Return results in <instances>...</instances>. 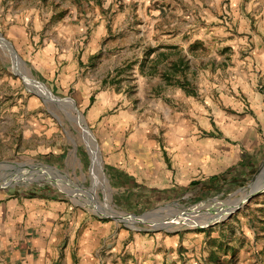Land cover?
Here are the masks:
<instances>
[{
  "label": "rangeland",
  "instance_id": "374dc122",
  "mask_svg": "<svg viewBox=\"0 0 264 264\" xmlns=\"http://www.w3.org/2000/svg\"><path fill=\"white\" fill-rule=\"evenodd\" d=\"M167 1L166 9L156 15L160 21L154 29L150 22L144 36L142 21L148 19L137 10L124 23L115 6L102 10L103 4L96 0H0V34L19 55L15 62L7 42H0V208L6 205V222L18 228V234L23 232L16 250L12 245L0 251V264H17L13 252L28 253L27 242L47 227L59 230V219L46 223L43 217L29 224L33 214L41 218L45 208L33 204L50 206L46 202L54 200L68 203L70 221L83 211L85 229L98 220L112 221L130 230L132 238L163 234L162 242L177 240L172 253L178 264H264V170L241 189L224 195L189 206L161 204L133 213L116 201L103 149L102 121L91 120L89 108L81 106L88 92L79 90L76 82L71 88L65 86L60 79L63 68L54 71L39 60L40 53L55 43V50L63 54L91 52L88 65L82 66L89 77L92 70H99L102 58L122 54L116 68L99 70L103 78L96 86L102 90L91 92L98 96L110 86L105 90L110 96H127L135 106L139 100L148 110L149 91L140 90L143 79L161 80L171 87L152 90L154 98L167 94L174 101L184 93L198 105L206 99L207 88L224 87L242 62L256 61L264 52V0ZM76 10L78 19L89 23L67 40L65 23H74ZM99 13L106 18V27L97 20ZM156 16L149 12V17ZM163 35L174 36L178 45H167ZM248 73L240 74L244 82L252 81ZM95 101L92 97V104ZM120 105L117 99L104 114H116ZM136 129L134 122L129 130ZM258 178L261 186L255 190ZM15 204L20 209L12 211ZM216 218L218 222L208 223ZM44 239L49 246L51 236Z\"/></svg>",
  "mask_w": 264,
  "mask_h": 264
},
{
  "label": "crops",
  "instance_id": "0c3cea01",
  "mask_svg": "<svg viewBox=\"0 0 264 264\" xmlns=\"http://www.w3.org/2000/svg\"><path fill=\"white\" fill-rule=\"evenodd\" d=\"M96 1L103 4L102 10L115 6L114 10L122 12L118 17L124 23L135 10L140 12V16L148 19L142 21L144 36L148 33L150 22L151 29L156 27L160 21L156 15L166 9L165 2H168ZM96 8L98 11L101 9L100 6ZM149 12L154 13L156 19L149 17ZM71 19L75 20L72 21L74 23H65L64 29L68 27V31H63L67 40L89 23L86 18L78 19L77 10ZM97 20L105 25L106 18L101 13ZM162 40L167 45H178V40L172 35H163ZM55 49L56 43L47 47L40 53L39 60L54 71L62 67L60 79L65 86L71 88L76 82L79 90L88 92L82 96L84 101L81 106L89 108L91 120L102 121L103 149L116 190V201L120 205L125 204L133 213L149 211L161 204L189 206L205 197L210 199L213 195H224L233 189H241L256 172L264 170V85H261V82L264 83V52L260 53L258 60L247 61L248 65L246 61L242 62L235 69L236 73L226 80V89L223 85L207 88L206 99L198 105L193 102L196 101L194 98L184 93H180L174 101L167 94L154 98L152 90L158 87L169 90L171 87L161 80L145 78L140 90L148 89L147 102L151 104L150 109L145 110L144 103L139 100L135 106L127 96L118 97L116 93L110 96L106 93L110 86L98 96L91 92L93 88L101 89L96 86L102 83L103 78L99 70L116 68L122 54L113 53L109 58H102V62L98 63L99 70H92L89 77H85L87 70L82 66L83 63L88 65L91 52L63 54ZM247 70L252 81L244 82L240 74ZM172 90L180 91L178 88ZM92 97L96 98L93 104ZM117 99L121 100V105L116 114L105 115L108 108L116 105ZM134 122L137 129L130 131ZM106 188L109 189L108 186ZM46 203L50 206L38 202L36 206L32 205L45 208L40 211L41 218L33 214L29 224L44 217L46 223L59 219L62 228L57 226L59 230L52 231L53 226L47 227L44 234L26 241L28 253L13 252L17 264H178L177 256L172 253L178 247L175 239L162 242L163 234L132 238L130 230H124L112 221L98 220L85 229L81 227L85 217L83 211L76 212L79 217L70 221L67 202L54 200ZM5 207L0 208V251L17 245L20 234H23L22 231L18 234V228L12 229L6 222ZM17 209L20 208L15 204L12 211ZM12 221L15 225V220ZM66 225L68 227L64 228ZM26 227L30 228L29 225ZM24 233L27 231L24 230ZM44 236H51L49 246L43 244ZM40 254L44 257H39Z\"/></svg>",
  "mask_w": 264,
  "mask_h": 264
},
{
  "label": "water",
  "instance_id": "95a60500",
  "mask_svg": "<svg viewBox=\"0 0 264 264\" xmlns=\"http://www.w3.org/2000/svg\"><path fill=\"white\" fill-rule=\"evenodd\" d=\"M0 40H1V41H5V42H7V44H8V49H9V51L11 52V55H12V57L14 58V60H15V62H16V59H15V58H16V57L19 58V55H18L17 52L15 51V49H14L12 43L9 42L8 40H6V38H4L2 34H0ZM72 107H74V109H75L77 112H79L78 109H77V107L75 106L74 102H72ZM79 113H80V112H79ZM80 114H81V113H80ZM260 184H261V179L258 178V179L256 180V182L254 183V189L257 190V189L261 186ZM236 207H238V204H237ZM236 207H235V208H236ZM232 214H233V212L230 213V215H232ZM216 222H218V219H217V218H216L215 220H213V221H209L208 223L213 224V223H216Z\"/></svg>",
  "mask_w": 264,
  "mask_h": 264
},
{
  "label": "bare ground",
  "instance_id": "6f19581e",
  "mask_svg": "<svg viewBox=\"0 0 264 264\" xmlns=\"http://www.w3.org/2000/svg\"><path fill=\"white\" fill-rule=\"evenodd\" d=\"M0 42H2V43H6L5 41H1L0 40ZM99 169H100V172H99V175H98V177H99V181H100V176H102V173H101V165H99ZM237 205V204H236ZM235 206V205H234Z\"/></svg>",
  "mask_w": 264,
  "mask_h": 264
}]
</instances>
